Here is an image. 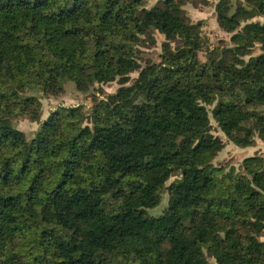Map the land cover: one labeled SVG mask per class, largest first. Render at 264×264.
Here are the masks:
<instances>
[{"label":"trees","instance_id":"1","mask_svg":"<svg viewBox=\"0 0 264 264\" xmlns=\"http://www.w3.org/2000/svg\"><path fill=\"white\" fill-rule=\"evenodd\" d=\"M190 1L0 0V264H264V155L215 166L212 123L240 147L264 139V0L215 4L231 45L205 61ZM115 80L31 139L14 124L68 82Z\"/></svg>","mask_w":264,"mask_h":264},{"label":"rangeland","instance_id":"2","mask_svg":"<svg viewBox=\"0 0 264 264\" xmlns=\"http://www.w3.org/2000/svg\"><path fill=\"white\" fill-rule=\"evenodd\" d=\"M159 0H147V6L151 7L155 5ZM219 0H193L187 3L184 8L192 22H203V35L207 42L204 50L199 52V58L202 61L207 59L206 54L208 48L218 45H231L230 37L231 35L226 33L219 26L216 13L215 4ZM254 21L264 22V17L259 16L253 19ZM164 37L157 34V44L153 47L143 48V57L141 61L142 65L145 64V60L150 59L154 61L160 60V53L162 52V42ZM256 52H259L257 49ZM139 72H134L131 74V82L138 77ZM120 83L115 80L108 84H97L94 88L88 92H80L76 89L74 82H68L66 84L65 93L61 96H49L42 98L43 110L40 121H31L25 117H19L15 120L14 124L20 130H23L28 139H31L37 130L40 128L41 122L45 120L50 112L56 110L60 107H72L84 105L87 110H89L93 104L95 97L105 98L109 94L115 93L119 87ZM213 123V133L222 138L225 143V147L219 152L218 156L214 160L215 166H223L225 171L228 172L231 168H234L239 172L241 170V164L245 157L259 154L264 155V139L256 137L255 143L252 146L240 147L231 142L228 137L222 132L221 128L214 122ZM176 177H172L168 184L174 180ZM168 204V193L165 191L163 193L162 202L156 208L148 210L149 215H161ZM211 264H217L213 259H210Z\"/></svg>","mask_w":264,"mask_h":264}]
</instances>
